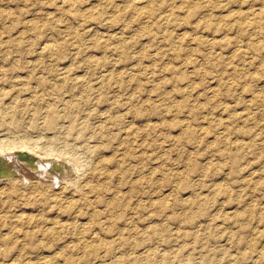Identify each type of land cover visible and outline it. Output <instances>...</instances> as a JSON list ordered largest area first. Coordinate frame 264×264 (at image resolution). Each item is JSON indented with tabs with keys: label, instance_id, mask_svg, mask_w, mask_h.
Returning a JSON list of instances; mask_svg holds the SVG:
<instances>
[{
	"label": "rangeland",
	"instance_id": "obj_1",
	"mask_svg": "<svg viewBox=\"0 0 264 264\" xmlns=\"http://www.w3.org/2000/svg\"><path fill=\"white\" fill-rule=\"evenodd\" d=\"M0 157V264H264V0H0Z\"/></svg>",
	"mask_w": 264,
	"mask_h": 264
},
{
	"label": "bare ground",
	"instance_id": "obj_2",
	"mask_svg": "<svg viewBox=\"0 0 264 264\" xmlns=\"http://www.w3.org/2000/svg\"><path fill=\"white\" fill-rule=\"evenodd\" d=\"M30 153V152H29ZM29 153H26V152H18V153H15L14 155H16L14 158H12V159H14V160H16V159H23V161L25 162L23 165L25 166V167H23V168H26L27 169V172H25L23 169H21V168H18V169H20V172H21V175L23 176L24 174H27V173H30L31 171L32 172H39V171H41V170H44L43 169V167H40L42 164H41V162H39L37 159H35V157L34 156H31V155H29ZM32 153V152H31ZM10 154V153H9ZM13 154H11V156H12ZM10 156V155H9ZM8 157V156H7ZM9 158V157H8ZM11 158V157H10ZM11 159V160H12ZM18 159V160H19ZM13 160V161H14ZM9 161L10 160H7V159H5V157H0V181H2V180H4V179H7V178H9V177H12L15 173L17 174V172L15 171L16 169H14L15 167H17L18 166V164L19 163H17V166H16V164H15V167L13 168L12 166H13V163H12V165H10V163H9ZM22 161V160H21ZM23 161H22V163H23ZM17 162V161H16ZM60 164V163H59ZM59 164H56V163H47V165L50 167L49 168V170H48V172H46V175H43L42 173V176H43V178L44 177H51V176H48L49 174H55V175H57V177L58 176H63V175H66V174H68L69 173V169L67 168V167H64V166H62L61 164L59 165ZM20 165H22V164H20ZM7 167H10V169H11V171H10V169L8 170L7 169ZM31 167H33V168H31ZM28 170L30 171V172H28ZM36 173V174H38V175H40L39 173ZM32 174V173H31ZM30 174V175H31ZM18 175V174H17ZM29 177V176H28ZM37 177V176H36ZM59 177V178H60Z\"/></svg>",
	"mask_w": 264,
	"mask_h": 264
}]
</instances>
